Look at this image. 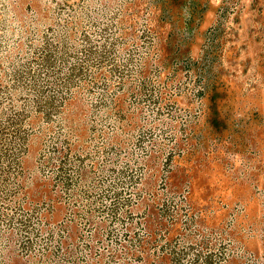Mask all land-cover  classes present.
Segmentation results:
<instances>
[{"label": "rangeland", "instance_id": "obj_1", "mask_svg": "<svg viewBox=\"0 0 264 264\" xmlns=\"http://www.w3.org/2000/svg\"><path fill=\"white\" fill-rule=\"evenodd\" d=\"M0 264H264V0H0Z\"/></svg>", "mask_w": 264, "mask_h": 264}]
</instances>
